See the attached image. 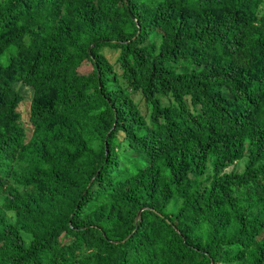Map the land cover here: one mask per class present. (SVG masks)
Segmentation results:
<instances>
[{"label":"trees","instance_id":"trees-1","mask_svg":"<svg viewBox=\"0 0 264 264\" xmlns=\"http://www.w3.org/2000/svg\"><path fill=\"white\" fill-rule=\"evenodd\" d=\"M263 2L0 0V264H264Z\"/></svg>","mask_w":264,"mask_h":264},{"label":"rangeland","instance_id":"rangeland-1","mask_svg":"<svg viewBox=\"0 0 264 264\" xmlns=\"http://www.w3.org/2000/svg\"><path fill=\"white\" fill-rule=\"evenodd\" d=\"M260 8H261V11H264V2L262 3V5H261ZM102 52H103L104 56L108 59V61L110 63H114V61H115V59L117 57V54H118L116 50H113V49H110V48H104L102 50ZM90 70H91V65H90V63L88 61H85L81 65V67L79 68V72L80 73H84V74L88 73ZM16 87L18 89H20L21 90V93L23 94L24 103H23V105H21V108L23 107L24 110H25L27 108V105H28L29 101L31 100V90L29 88H27V87H23V86L21 87L20 84H18ZM135 99L136 100H139L138 95L135 97ZM244 161L245 160L238 161L236 164H234L232 166H229L226 169V171L236 170V171L241 172L243 170V168H244ZM208 173H209V171H208ZM0 202H3L2 201V197H0ZM174 207H175V203H172L170 205L169 209H173ZM3 214H4V216H5V218H6V220L8 222H13L14 221V214H13V212H11V211H3ZM62 239L64 241H67L68 240V238L65 237V236Z\"/></svg>","mask_w":264,"mask_h":264},{"label":"water","instance_id":"water-1","mask_svg":"<svg viewBox=\"0 0 264 264\" xmlns=\"http://www.w3.org/2000/svg\"><path fill=\"white\" fill-rule=\"evenodd\" d=\"M141 210H139V212L137 213L136 219H139L140 218V212H141Z\"/></svg>","mask_w":264,"mask_h":264}]
</instances>
